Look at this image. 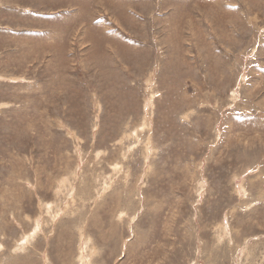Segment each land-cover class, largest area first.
Returning <instances> with one entry per match:
<instances>
[{
    "label": "rangeland",
    "instance_id": "1",
    "mask_svg": "<svg viewBox=\"0 0 264 264\" xmlns=\"http://www.w3.org/2000/svg\"><path fill=\"white\" fill-rule=\"evenodd\" d=\"M0 264H264V0H0Z\"/></svg>",
    "mask_w": 264,
    "mask_h": 264
},
{
    "label": "bare ground",
    "instance_id": "2",
    "mask_svg": "<svg viewBox=\"0 0 264 264\" xmlns=\"http://www.w3.org/2000/svg\"><path fill=\"white\" fill-rule=\"evenodd\" d=\"M155 86V85H154ZM152 88V87H151ZM151 106V105H150ZM97 177V176H96ZM205 183V182H204ZM199 198V197H198ZM72 200V199H71Z\"/></svg>",
    "mask_w": 264,
    "mask_h": 264
}]
</instances>
